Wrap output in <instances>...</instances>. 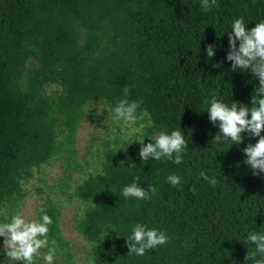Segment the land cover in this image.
I'll list each match as a JSON object with an SVG mask.
<instances>
[{"label": "trees", "instance_id": "obj_1", "mask_svg": "<svg viewBox=\"0 0 264 264\" xmlns=\"http://www.w3.org/2000/svg\"><path fill=\"white\" fill-rule=\"evenodd\" d=\"M240 17L249 30L264 21V0H216L208 11L201 0H0V222L17 212L36 170L74 148L86 108L114 115L127 86L145 123L141 141L179 129L188 147L176 164L143 161L139 141L105 145L97 170L72 192L86 205L75 218L91 244L86 264H255L261 257L246 260L255 251L247 236L264 232V173L253 174L244 148L259 137L214 140L219 127L207 113L214 97L251 107L256 95L258 78L232 71L226 58ZM137 176L146 191L156 188L149 199L122 195ZM44 211L49 241L63 249L61 208L50 202ZM137 223L169 242L128 255Z\"/></svg>", "mask_w": 264, "mask_h": 264}, {"label": "clouds", "instance_id": "obj_2", "mask_svg": "<svg viewBox=\"0 0 264 264\" xmlns=\"http://www.w3.org/2000/svg\"><path fill=\"white\" fill-rule=\"evenodd\" d=\"M216 5V0H201V7L208 11ZM229 35V52L227 60L232 62V71L251 70L252 75L258 78L259 85L255 89L256 95L252 96V106L249 107L240 102L229 104L213 98L208 108L210 121L219 127V132L214 140L227 143L231 141L235 145L242 143V134L248 133L250 136L259 137L257 143L248 144L244 148L247 156L245 163L250 166L254 175L264 173V21H260L251 30L245 24L244 18L235 19L231 26ZM239 41V46H237ZM207 56L212 58L215 55V46H207ZM218 66V65H216ZM124 99L112 109L115 119L125 123L134 124L137 120L138 102L129 101V89L124 88ZM250 115V119H249ZM153 143H141L139 156L143 161L149 159L161 160L166 158L176 164L182 163L183 153L188 147L184 133L181 130H173L171 133L161 130L152 139ZM124 161H121L123 167ZM133 166V165H132ZM131 168V167H129ZM200 176L215 187L217 179L209 178L207 173L201 172ZM180 177L169 175L167 181L173 187L180 184ZM139 177H134L133 182L122 189L125 198L134 197L140 200L149 199L150 194L156 192L153 185H149V190H145L136 181ZM52 219L42 210L40 220L26 219L22 212L12 215L10 220L0 222V237H4L3 254L7 261H15L18 264H35L36 258L41 257L45 264H54L57 254L55 240L49 241L48 233ZM169 236L156 228H147L144 224L137 223L131 230V235L127 238V247L130 249L128 255L143 256L147 250L166 245ZM247 241L255 245V251L246 256V260L256 257L255 264H264V232H251L247 236ZM46 249L45 253H41Z\"/></svg>", "mask_w": 264, "mask_h": 264}, {"label": "rangeland", "instance_id": "obj_3", "mask_svg": "<svg viewBox=\"0 0 264 264\" xmlns=\"http://www.w3.org/2000/svg\"><path fill=\"white\" fill-rule=\"evenodd\" d=\"M145 123L139 119L134 124L115 119L101 105L88 106L86 115L76 133L74 148L58 155L50 164L36 170L33 177L24 183L25 197L17 212L26 219L40 220L42 210L50 202L61 208L60 228L68 244L58 248L54 264H86L89 261L91 244L75 228V218L82 214L85 203L72 197L76 184L99 167V155L108 142L141 141ZM16 212V213H17ZM4 237H0V254L3 264ZM42 249L41 253H45ZM6 264H18L7 261ZM35 264H45L42 255Z\"/></svg>", "mask_w": 264, "mask_h": 264}]
</instances>
